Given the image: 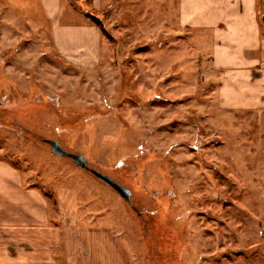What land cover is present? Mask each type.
Listing matches in <instances>:
<instances>
[{
    "label": "rangeland",
    "instance_id": "374dc122",
    "mask_svg": "<svg viewBox=\"0 0 264 264\" xmlns=\"http://www.w3.org/2000/svg\"><path fill=\"white\" fill-rule=\"evenodd\" d=\"M94 2L69 0L105 29L90 18L95 55L57 41L42 0H0V156L64 192L60 218L101 231L111 264H264L259 111L222 105L211 31L180 25V0Z\"/></svg>",
    "mask_w": 264,
    "mask_h": 264
},
{
    "label": "crops",
    "instance_id": "0c3cea01",
    "mask_svg": "<svg viewBox=\"0 0 264 264\" xmlns=\"http://www.w3.org/2000/svg\"><path fill=\"white\" fill-rule=\"evenodd\" d=\"M42 1L57 41L68 48L77 42L84 53L95 55L99 27L69 0ZM190 1L179 2V24L209 28L211 64L221 71L220 101L224 107L259 111L264 148V0ZM64 196L59 191L55 207L14 162L0 156V264H111L116 250L99 242L105 239L101 231L80 226L77 217L62 221Z\"/></svg>",
    "mask_w": 264,
    "mask_h": 264
},
{
    "label": "water",
    "instance_id": "95a60500",
    "mask_svg": "<svg viewBox=\"0 0 264 264\" xmlns=\"http://www.w3.org/2000/svg\"><path fill=\"white\" fill-rule=\"evenodd\" d=\"M262 19L264 20V15L262 16ZM44 140L50 144L53 152L57 153L58 155L67 156V157L72 158L77 165L94 173V175H96L98 178H100L105 183L113 187L123 199L130 201L131 190L127 188L126 186L120 184L117 180L112 178L110 175L105 174L99 169L89 166L88 159L85 155L67 150L66 148L63 147V145L58 140H53L49 138H45Z\"/></svg>",
    "mask_w": 264,
    "mask_h": 264
},
{
    "label": "trees",
    "instance_id": "16d2710c",
    "mask_svg": "<svg viewBox=\"0 0 264 264\" xmlns=\"http://www.w3.org/2000/svg\"><path fill=\"white\" fill-rule=\"evenodd\" d=\"M86 15H87L89 18H91V19L95 22V24L98 25V26L101 28L102 31H105V29H104V27H103L101 21L99 20V18H98L97 16H95V15H93V14H91V13H88V12H86Z\"/></svg>",
    "mask_w": 264,
    "mask_h": 264
}]
</instances>
